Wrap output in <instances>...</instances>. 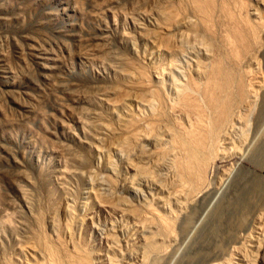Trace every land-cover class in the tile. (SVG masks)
<instances>
[{
  "label": "rangeland",
  "instance_id": "1",
  "mask_svg": "<svg viewBox=\"0 0 264 264\" xmlns=\"http://www.w3.org/2000/svg\"><path fill=\"white\" fill-rule=\"evenodd\" d=\"M157 248L264 264V0H0V264Z\"/></svg>",
  "mask_w": 264,
  "mask_h": 264
},
{
  "label": "bare ground",
  "instance_id": "2",
  "mask_svg": "<svg viewBox=\"0 0 264 264\" xmlns=\"http://www.w3.org/2000/svg\"><path fill=\"white\" fill-rule=\"evenodd\" d=\"M219 67V66H218ZM221 69V68H219ZM221 72L223 71H219V70H216L215 73H214V77L215 78H220L222 79L224 77V75L222 76V78L220 77V74ZM224 73V72H223ZM219 76V77H218ZM225 78V77H224ZM223 78V79H224ZM224 81V80H223ZM228 84V83H226ZM224 84V85H226ZM222 88V87H221ZM219 89L221 91H223L224 87L222 89ZM218 92V88L214 89ZM225 90V89H224ZM219 91V92H221ZM216 97V96H215ZM212 101V104L209 103L211 107H214L218 106L217 103L215 102L214 99H211ZM220 102V101H219ZM215 104V106H214ZM220 104V103H219ZM210 107V108H211ZM215 107V108H216ZM212 109V108H211ZM212 109V110H213ZM206 145V140L204 137H201L200 135H198L196 132L194 131H191V132H188V133H183V136L180 138V140L178 141V143L176 145L173 146L174 149L178 150V151H181L183 154H184V160L180 163H178V169H179V172L184 175V179L186 180V178H190L192 180L189 179V182L191 181V183L193 184V186L197 185L199 182H198V178L200 177V175L202 174V168H201V165H200V162H201V158L203 157V154H202V151H203V148L205 147ZM260 215V214H259ZM258 217V216H257ZM256 217V218H257ZM255 218V219H256ZM261 219V217H258ZM257 218V219H258ZM259 219V220H260ZM261 222V220L259 221ZM162 225V224H160ZM255 225V224H253ZM167 226V225H166ZM169 227V226H168ZM167 227V228H168ZM254 227H257L259 228L258 226H254ZM261 227V226H260ZM164 229V232L167 233L166 229ZM256 228V229H257ZM260 230V229H259ZM161 233H163L164 235V232L160 231ZM254 232V231H253ZM252 232V233H253ZM258 233V232H257ZM250 234V233H249ZM240 236H243V235H240ZM250 236V235H249ZM257 236V235H256ZM246 237V236H245ZM249 238V237H248ZM251 238V237H250ZM249 238V239H250ZM245 239V238H243ZM252 239V238H251ZM244 241V240H242ZM250 241V240H249ZM239 242V240H238ZM237 242V243H238ZM241 243V242H240ZM243 243L245 242H242V246L244 245ZM258 245V244H257ZM245 246V245H244ZM259 246V245H258ZM241 247V244L240 246ZM260 247V246H259ZM154 248V247H153ZM236 249V248H235ZM241 248H239L240 250ZM56 251V252H55ZM51 250L50 251V254H51V257H50V254L48 255L49 259L51 258V260L48 259V263L49 261H51L50 263L51 264H94L92 262V256H89L90 254L88 255H85L83 257L82 254L80 255H68L66 253H62V254H59L58 250ZM159 251H161L160 249H156V254L157 255H154L150 258V262L149 264H158V262L160 261L161 257L159 255ZM61 252V251H60ZM79 254V253H78ZM239 254V253H238ZM237 254V255H238ZM236 255V257H237ZM235 257V258H236ZM239 257V256H238ZM231 258V257H230ZM244 258V257H243ZM224 260V259H223ZM238 260V259H237ZM240 260V258H239ZM238 260V261H239ZM242 260V259H241ZM244 260V259H243ZM228 261V264L231 263L229 262V259L227 260ZM47 263V264H48ZM227 263V262H226ZM233 263V262H232ZM231 263V264H232ZM235 263V262H234ZM237 263V262H236ZM96 264V263H95ZM225 264V263H224ZM239 264V263H238Z\"/></svg>",
  "mask_w": 264,
  "mask_h": 264
}]
</instances>
